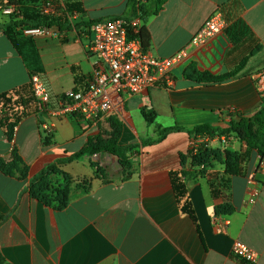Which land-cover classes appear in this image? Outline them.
Here are the masks:
<instances>
[{
    "label": "crops",
    "instance_id": "0c3cea01",
    "mask_svg": "<svg viewBox=\"0 0 264 264\" xmlns=\"http://www.w3.org/2000/svg\"><path fill=\"white\" fill-rule=\"evenodd\" d=\"M64 1L82 3L85 22L138 20L128 0ZM153 1L143 4L151 8ZM215 12L226 21L223 34L194 46V36ZM0 23V256L7 264H250L233 256L236 242L257 254L255 264H264V161L259 156L253 154L243 175L230 178L226 192L213 190L207 176L195 173L191 159H182L191 143L185 132L140 149L128 171L104 153L66 162L95 136L108 139L111 125L108 118L84 124L39 114L32 77H40L52 107L66 92L81 88L72 69L84 77L93 72L97 58L88 54L91 30L62 33L54 27L50 37L30 38L33 49L25 37L27 61L1 29L4 19ZM144 26L152 54L170 58L185 50L189 57L175 68L171 88L156 86L120 100L115 96L117 107L122 102L111 114L122 123L120 145L155 135L156 125L146 123L143 110H154L163 128L217 127L230 122L229 114L251 117L260 111L264 122V97L255 78L264 71V0H167ZM192 66L236 76L221 84H199L186 78ZM42 122L56 126L53 136L43 135ZM237 144L239 152L246 148ZM103 156L99 164L107 182L95 178L91 167ZM53 165L73 182L62 210L31 194L34 180ZM183 169L189 173L187 189L199 230L173 191L170 173ZM225 202L233 212L217 213Z\"/></svg>",
    "mask_w": 264,
    "mask_h": 264
},
{
    "label": "trees",
    "instance_id": "16d2710c",
    "mask_svg": "<svg viewBox=\"0 0 264 264\" xmlns=\"http://www.w3.org/2000/svg\"><path fill=\"white\" fill-rule=\"evenodd\" d=\"M167 0H154L151 8L143 4V0H128L129 5L133 10V17L140 20L143 26L133 27L131 22L134 19H127V34L129 40H138L142 44L144 50L148 49L150 37L144 24H146L152 16H156L162 9ZM13 10V14L8 15L9 21L2 24L1 29L11 41L15 50L23 55L28 61V56L24 54L23 47H25L24 36L22 30L25 28H47L52 29L57 27L60 32H72L74 30H82V28L92 29L98 22H85L82 16L85 10L80 2H67L64 0H0V12L6 10ZM89 33V32H88ZM92 34L90 31L89 35ZM66 41V39L64 40ZM28 45L33 49V42L31 39L27 41ZM31 68L32 63H29ZM33 67V66H32ZM75 74V82L79 89L87 84L89 77L82 76L77 68L72 69ZM191 70V71H190ZM191 74L186 73V78L193 82L205 85H215L233 79L236 73L227 75H214L211 72H198L193 66L189 69ZM31 72V76H32ZM264 103V100H263ZM262 111L256 113L251 117H247L241 113L229 114L231 120L228 124H221L220 126H212L210 124H200L193 128H184L174 126L170 128H163L156 124L157 114L154 110H143V116L149 126L156 125V137L146 138L141 140L139 144H132L122 146L119 144L121 136L122 123L114 115L108 116L106 119L111 125L112 131L108 139L97 135L90 139L86 147L78 154L69 158L66 162L79 161L85 156H94L101 153H108L118 158L126 171L132 167L133 157L141 154L140 149L157 145L163 142L170 134L177 132H185L191 139L205 138L209 141L219 139L220 142L224 140L233 139L239 143L245 144L246 148L240 152L231 153L233 159L226 162L225 171H213L206 173L213 163V154L215 149L211 144H202L195 151L190 147L186 156H181L183 160L191 159L192 166L195 168V173L201 176H207L209 185L213 190L227 191L230 186V178L233 176H241L245 172L246 165L250 162L253 154H256L264 161V122L262 120ZM230 153V152H229ZM228 153V154H229ZM65 162V163H66ZM95 165V164H94ZM92 167H96L92 166ZM203 167V169H201ZM59 174V169L53 165L41 172V174L34 180L31 186V194L37 199L45 202L48 205L51 203L48 200L46 193L48 192L49 179L52 175ZM97 178L103 179L98 170H95ZM132 173L127 174V178L131 177ZM189 173L183 169L170 173V179L175 194L177 203L184 214H187L199 230L197 215L193 207V203L189 196L187 189V179ZM73 183V182H72ZM72 185V184H71ZM69 188V187H68ZM66 188L63 194H59L56 200L57 205L54 207L62 210L67 207L70 198L71 187ZM53 205V204H52ZM233 208L229 202L217 207V213L231 214ZM0 264H7L0 256Z\"/></svg>",
    "mask_w": 264,
    "mask_h": 264
},
{
    "label": "built area",
    "instance_id": "2783aa9c",
    "mask_svg": "<svg viewBox=\"0 0 264 264\" xmlns=\"http://www.w3.org/2000/svg\"><path fill=\"white\" fill-rule=\"evenodd\" d=\"M5 15L13 14L6 10ZM131 26L140 27V21L134 20ZM227 24L220 12H215L203 24L194 36V46H205L211 40L221 36ZM92 38L88 45V54L97 58L93 72L89 76L84 90L66 92L55 107L50 105V95L39 76L32 77V84L38 105L39 114L54 117H70L84 124L99 123L121 108L117 107L115 96L139 95L147 93L151 88L163 86L171 88L174 83V70L189 55L182 50L170 58L157 57L149 50H144L138 40H129L127 24L123 19L96 23L92 29ZM23 36L28 38L50 37L52 29L25 28ZM257 87L264 97V71L255 76ZM40 130L45 137L55 133L53 123L42 122ZM211 144L205 138L191 139L190 147L195 151L202 144ZM264 170V165L262 166ZM233 256L250 264L258 261L257 254L241 242L232 248Z\"/></svg>",
    "mask_w": 264,
    "mask_h": 264
},
{
    "label": "rangeland",
    "instance_id": "374dc122",
    "mask_svg": "<svg viewBox=\"0 0 264 264\" xmlns=\"http://www.w3.org/2000/svg\"><path fill=\"white\" fill-rule=\"evenodd\" d=\"M1 18L4 19V22L9 21V18H8L7 15H5V13L0 12V22H1ZM0 25H1V23H0ZM26 38H28V37H26ZM28 39H30V38H28ZM224 125H226V124H224ZM156 135H157V133L155 132V135L154 136L152 135V137H149V138H155ZM215 140H213V141L216 142L215 153L213 154L215 157L212 160L213 163L211 164L210 169L212 170L211 172H213V171L215 172L217 170H222L224 172L225 169L227 168L226 165H225L226 162L227 161L229 162L230 159L231 160L233 159V156H232L231 153L239 152V149H238L239 145L237 144L238 142L233 140V139L224 140L222 142H220L219 139H215ZM235 143L237 144L236 149L233 146ZM105 154H108V153H104V155ZM94 156H96V155H94ZM94 156H89V157L92 158ZM109 156H112V155L109 154ZM113 157H115V156H113ZM115 158H117V157H115ZM134 158H137V157H133L132 160ZM103 160H104V156L102 158L99 157V159H97L98 163L95 164V162H92L91 167L96 165L95 168L92 167L95 178H97V176L95 174V170H98V172H100V175L103 176V179H101V178H97V179H99V180H101L103 182H107V180L105 178V177H107L106 171L99 164V162H101ZM118 162H119V160H118ZM133 162H134V160H133ZM119 166L123 167L124 169H127L124 166H122L120 162H119ZM130 169H131V167H130ZM219 172H221V171H219ZM71 184H72V179L70 177H68L66 175V173L62 172L61 170H59V174H56L55 177H54V175L52 176V178L50 177L49 185H48V192L46 193V196H48L49 202L51 204H53V206L57 205L56 200L58 199L59 194H63V192L66 191L65 190L66 188H68V187L70 188L71 187ZM88 186H89V181L85 179L83 187L87 189Z\"/></svg>",
    "mask_w": 264,
    "mask_h": 264
}]
</instances>
